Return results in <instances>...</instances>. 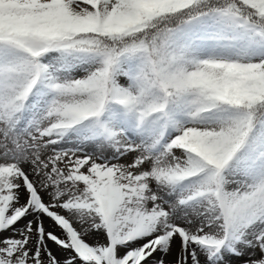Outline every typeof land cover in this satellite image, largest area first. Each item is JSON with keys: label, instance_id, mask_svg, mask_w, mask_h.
<instances>
[{"label": "rangeland", "instance_id": "1", "mask_svg": "<svg viewBox=\"0 0 264 264\" xmlns=\"http://www.w3.org/2000/svg\"><path fill=\"white\" fill-rule=\"evenodd\" d=\"M153 1L173 14L208 2ZM237 2L264 15V0ZM0 9H10L0 14V160L17 163L0 182V218L26 213L0 230V264H45L40 246L10 242L30 215L63 230L44 231L56 264H106L110 246V264H264V115L255 126L252 113L222 104L231 90L260 87L263 28L216 9L165 32L158 62L139 41L113 66L106 52L51 44L98 24L136 29L120 0H0ZM164 83L188 91L177 106ZM23 163L35 181L19 183L31 194L21 196ZM136 230L139 241L121 244Z\"/></svg>", "mask_w": 264, "mask_h": 264}, {"label": "trees", "instance_id": "2", "mask_svg": "<svg viewBox=\"0 0 264 264\" xmlns=\"http://www.w3.org/2000/svg\"><path fill=\"white\" fill-rule=\"evenodd\" d=\"M123 4L124 11L137 14L141 19V25L134 31L115 32L109 31L102 25L94 28L82 30L78 32H61V39L64 44L69 47L83 48L90 50H107L116 56L122 51L126 45L139 39H144L147 47L154 59L158 60L160 49L162 47V38L167 32V29L174 24L184 20L194 11H202L216 8H231L240 11L241 14L249 17L253 22L264 26V15L256 12L255 9L245 6L242 2L237 0H208L205 4L196 6L188 13H161L158 6L154 3H149V0H120ZM57 7V6H56ZM57 9V8H55ZM10 9H0V14L9 13ZM235 90L229 94L228 101L233 102L235 98ZM166 98L173 106L177 105V100L185 97V91H176L173 88H165ZM237 98V97H236ZM239 105H242L250 113L256 115L262 112L264 107V82L261 83V89L256 91L249 97H242L238 95ZM238 100V101H239ZM227 101V102H228ZM235 102V101H234ZM255 115V116H256Z\"/></svg>", "mask_w": 264, "mask_h": 264}, {"label": "bare ground", "instance_id": "3", "mask_svg": "<svg viewBox=\"0 0 264 264\" xmlns=\"http://www.w3.org/2000/svg\"><path fill=\"white\" fill-rule=\"evenodd\" d=\"M153 139V138H152ZM150 140V142L152 143L153 142V140ZM159 145V144H158ZM158 145H157V147H158ZM0 162H2V164H0V165H2V167H4V170H5V175L4 174H2L1 172H0V182L3 180V178H4V176H6L7 175V173L9 172V170H10V167H12V166H15V164H17V163H15V162H13V161H7L6 159H1L0 160ZM11 163H13V164H11ZM25 163H23L22 164V167H21V169H22V173L21 174H18V175H16L15 177H14V180L16 179V177H17V180H18V186L20 187L18 190H19V192H20V195L22 196V195H26V193L27 192H29V190H28V188H26L25 186L24 187H22V185L21 184H19L20 182L22 183V180H25V183H26V180H30L32 183H34V181H35V176L33 177V175H34V170L30 167V166H28L27 164H25ZM20 173V172H19ZM7 178H8V176H6ZM9 179V178H8ZM29 194H30V192H29ZM31 195V194H30ZM42 195L45 197V195L42 193ZM27 200V199H26ZM25 200V201H26ZM47 202H49L48 200H47ZM202 207V210H200V214L202 215V217L204 218L205 217V215L206 216H210V218H212L213 219V217H214V212H213V206H212V209L210 208V206H208V207H205V205H202L201 206ZM214 220V219H213ZM213 220H211V221H213ZM216 224V222L214 223V225ZM60 226H58L54 221H52L51 219H49V218H44V217H42V218H40L39 220H36L35 219V216H33V215H30V217H28V219L23 223V221H22V223H21V226H20V231H19V233L18 232H15L12 236H11V243L13 244L12 246H18V248L20 247V245H27V242L30 240V242H29V245L30 246H40V248H41V251H42V259H41V262L42 263H45V264H56V263H58L60 260L58 259V257L60 258V256H56L57 258H53V257H51L50 255H48L45 251H44V249H43V243H45L44 241H43V239L45 238L44 237V231L45 230H47V229H54V230H56L59 234L61 233V235L63 236V230H61L60 228H59ZM24 228H28V230H29V232H30V234L29 233H25L24 235H23V233H24ZM61 230V231H60ZM11 230H5V231H3L2 232V236H3V234L5 235L6 233H9ZM16 234V237H14V235ZM98 234V233H97ZM22 235H23V237H22ZM134 240V239H133ZM137 241H139V239H137V240H135V241H133L132 242V240H131V242L129 241L128 242V244H126L125 246H128V247H130L133 243H135V242H137ZM43 242V243H42ZM54 242H52V241H49V244L52 246V247H54V244H53ZM175 243H172L171 244V247L169 248V253L172 251V250H176L177 248H179V245L176 243V245H174ZM28 246V245H27ZM156 247V245H153V247ZM51 252H52V250H51ZM53 253V252H52ZM75 264H84V263H82V261H78L77 263H75Z\"/></svg>", "mask_w": 264, "mask_h": 264}]
</instances>
